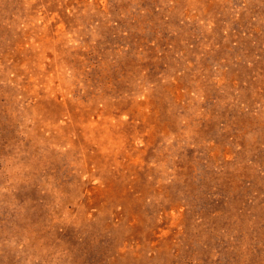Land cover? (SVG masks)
Instances as JSON below:
<instances>
[{"label": "rangeland", "instance_id": "obj_1", "mask_svg": "<svg viewBox=\"0 0 264 264\" xmlns=\"http://www.w3.org/2000/svg\"><path fill=\"white\" fill-rule=\"evenodd\" d=\"M0 264H264V0H0Z\"/></svg>", "mask_w": 264, "mask_h": 264}]
</instances>
